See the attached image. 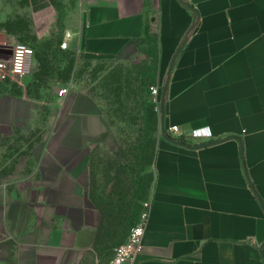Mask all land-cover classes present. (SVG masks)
Returning <instances> with one entry per match:
<instances>
[{
    "label": "crops",
    "instance_id": "0c3cea01",
    "mask_svg": "<svg viewBox=\"0 0 264 264\" xmlns=\"http://www.w3.org/2000/svg\"><path fill=\"white\" fill-rule=\"evenodd\" d=\"M85 3L82 27L64 38L68 46L76 41L85 54L127 61L150 59L153 44L157 63L159 125L147 164L154 175L148 198L138 197L141 209L148 199L152 207L143 250L132 264H264V0ZM16 39L0 24V59L10 57ZM183 41L164 126L208 127L209 138L169 135L189 145L212 142L199 148L161 134L167 70ZM11 82L0 80V144L32 110L10 91ZM58 101L37 149L0 176V264H102L103 246L115 249L130 233L120 237L111 226L113 236L103 238L107 223L124 221L132 204L114 221L88 183L100 148L115 165L125 161L113 170L110 187L120 177L135 187V159L121 151L127 141L87 90L76 88Z\"/></svg>",
    "mask_w": 264,
    "mask_h": 264
},
{
    "label": "rangeland",
    "instance_id": "374dc122",
    "mask_svg": "<svg viewBox=\"0 0 264 264\" xmlns=\"http://www.w3.org/2000/svg\"><path fill=\"white\" fill-rule=\"evenodd\" d=\"M85 2L0 0V24L17 35L16 42L28 44L35 52L28 76L21 82L14 81L7 85L13 94H22L32 110L28 118L22 120L20 128L14 127L9 132L5 144H0V176L12 172L19 161L23 163L25 156L40 145L47 131V122L58 108L61 87L67 86L71 92L83 88L100 101L107 118L115 125L120 140L127 141L121 148L124 154L131 142L135 141L139 126L149 124L151 109L157 111L156 106L151 104L154 101L150 89L152 85L159 84L153 44L150 59L139 56L136 60L127 61L85 54L75 45L76 41L67 48L60 46L68 32H77L82 27ZM124 163L122 159L115 165L114 158L100 148L96 149L91 163L88 183L94 192L100 194L101 202L105 201L114 221L119 219L116 217L121 214L119 209L132 201V195L148 198L154 175L152 167L143 164L144 168L137 174L141 189L136 186L131 189L123 177H120V185L115 187L116 183L113 182L110 187V181L115 177L113 170ZM110 204L114 206L113 209ZM117 223H107L102 233L104 239L113 236L111 232L109 234L108 227ZM135 224L130 226L128 232ZM114 250L103 246L102 264H107Z\"/></svg>",
    "mask_w": 264,
    "mask_h": 264
},
{
    "label": "built area",
    "instance_id": "2783aa9c",
    "mask_svg": "<svg viewBox=\"0 0 264 264\" xmlns=\"http://www.w3.org/2000/svg\"><path fill=\"white\" fill-rule=\"evenodd\" d=\"M63 48L68 47V40L62 41ZM9 58L0 59V80H13L21 82L31 71L34 57V49L26 43L16 42L12 46ZM153 101L156 103V109L159 110L161 88L158 85L151 86ZM70 88L65 86L59 89V96L65 97L69 94ZM166 133L176 138L198 137L209 138L211 130L208 127L185 130L178 124L171 125L165 129ZM152 201L150 199L143 202L138 222L131 228L127 239L115 248L114 255L107 264H132L138 255L142 252L144 246L145 229L149 222Z\"/></svg>",
    "mask_w": 264,
    "mask_h": 264
},
{
    "label": "trees",
    "instance_id": "16d2710c",
    "mask_svg": "<svg viewBox=\"0 0 264 264\" xmlns=\"http://www.w3.org/2000/svg\"><path fill=\"white\" fill-rule=\"evenodd\" d=\"M153 107L156 106L155 102L151 103ZM149 124H144L143 126H139L137 129V135L135 136V141L131 144L129 150V154L134 157L135 163L133 167L135 170H141L144 168V165L151 164L155 157V152H153V148L155 150V142L157 139L156 133L158 131L159 119H158V111L155 109H151V115H149ZM143 123V122H142ZM152 142L154 143L152 145ZM152 148V150H151ZM146 161V162H145ZM145 162V163H144ZM144 164V165H143ZM135 186L139 189L142 188V184L137 182V176H135ZM138 198L134 197L131 201L132 208L128 211L126 217H124V221H120L117 224H114L116 228L115 231H119V236H126L129 232L128 229L133 223H137L139 220V215L141 213V206L138 204ZM114 232V231H113ZM112 232V233H113Z\"/></svg>",
    "mask_w": 264,
    "mask_h": 264
},
{
    "label": "water",
    "instance_id": "95a60500",
    "mask_svg": "<svg viewBox=\"0 0 264 264\" xmlns=\"http://www.w3.org/2000/svg\"><path fill=\"white\" fill-rule=\"evenodd\" d=\"M184 3H185V5L188 8H190L193 11H196L191 4H189L188 2H184ZM184 44H185L184 41L181 42V46L176 51V54L174 56V59H173L171 65H170V67H169V70H167L168 73H167V77H166V80H165V83H164V88H163L162 97H161V99H162L161 100V112H160L161 113V116H160L161 134H162V136L164 138H166L167 140H169V141H171L173 143L184 145V146H188V147H193V148H199V147H203V146H206V145H209V144L211 145L212 142L211 143L208 142V143H203V144H197V145H189V144H187L185 142L175 140V139L171 138L169 135H167V133L165 131V126H164L165 125V100H166L165 98H166V94H167L169 80H170V77H171V72H172L171 70H173V66L175 64V61H176V59H177V57H178V55H179V53L181 51V48L183 47Z\"/></svg>",
    "mask_w": 264,
    "mask_h": 264
}]
</instances>
